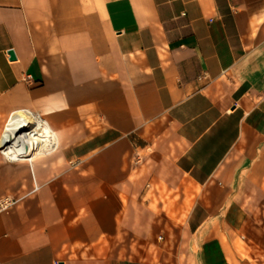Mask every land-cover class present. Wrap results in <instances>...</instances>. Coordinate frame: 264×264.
Here are the masks:
<instances>
[{
    "label": "crops",
    "instance_id": "crops-1",
    "mask_svg": "<svg viewBox=\"0 0 264 264\" xmlns=\"http://www.w3.org/2000/svg\"><path fill=\"white\" fill-rule=\"evenodd\" d=\"M5 195L0 264H264V0H0Z\"/></svg>",
    "mask_w": 264,
    "mask_h": 264
},
{
    "label": "bare ground",
    "instance_id": "bare-ground-1",
    "mask_svg": "<svg viewBox=\"0 0 264 264\" xmlns=\"http://www.w3.org/2000/svg\"><path fill=\"white\" fill-rule=\"evenodd\" d=\"M3 141L8 157L18 158L21 147L41 150L55 141V135L38 115L20 110L12 116Z\"/></svg>",
    "mask_w": 264,
    "mask_h": 264
},
{
    "label": "built area",
    "instance_id": "built-area-1",
    "mask_svg": "<svg viewBox=\"0 0 264 264\" xmlns=\"http://www.w3.org/2000/svg\"><path fill=\"white\" fill-rule=\"evenodd\" d=\"M17 198L12 195H5L0 197V213L9 210L15 203ZM162 238V235L159 236Z\"/></svg>",
    "mask_w": 264,
    "mask_h": 264
},
{
    "label": "water",
    "instance_id": "water-1",
    "mask_svg": "<svg viewBox=\"0 0 264 264\" xmlns=\"http://www.w3.org/2000/svg\"><path fill=\"white\" fill-rule=\"evenodd\" d=\"M9 53H10L12 58H16V53H15L14 49H9Z\"/></svg>",
    "mask_w": 264,
    "mask_h": 264
}]
</instances>
